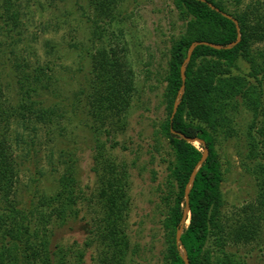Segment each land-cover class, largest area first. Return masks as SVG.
Wrapping results in <instances>:
<instances>
[{
  "label": "trees",
  "instance_id": "1",
  "mask_svg": "<svg viewBox=\"0 0 264 264\" xmlns=\"http://www.w3.org/2000/svg\"><path fill=\"white\" fill-rule=\"evenodd\" d=\"M124 1H80L86 4L92 49L80 69L77 88L64 107L51 99L55 91L51 90L49 64L19 65L6 57L13 73L17 74L19 67L20 71L14 106L8 105L0 90V264H83L88 250L96 253L94 264H128L130 173L107 149V140L126 130L127 113L137 92L126 49L115 42L118 37L114 31L121 23ZM173 1L183 32L169 50L164 91L169 115L161 130L173 155L168 169L175 191L163 222L164 260L167 264H184V249L189 264H249L239 249L264 238V0ZM208 3L237 21L240 42L226 50L208 46L194 49L185 69L183 96L170 120L182 85L180 68L190 45L204 41L225 46L237 38L235 24ZM4 9V20L16 26L19 13L13 11L12 0L5 2ZM10 31L20 35L19 28ZM46 44L54 50L50 43ZM9 55L14 56V51ZM0 63V83L6 84V60ZM240 64L247 66L244 75H240ZM67 114L81 119L94 137L90 171L96 186L86 193L78 179L76 152L70 147H57L63 171L55 181L54 192L41 195L37 204L31 203L24 213L17 185L26 170L27 154L36 152L40 145L15 129L43 126L47 142L52 135L53 143L67 138L62 124ZM245 114L247 122L243 124ZM170 129L202 140L208 149L189 192V224L180 236V247L175 236L185 208L184 189L203 146L187 143ZM214 136L236 140L241 149L238 153L244 157L241 165L256 187L254 199L242 205L234 217L222 213L221 164ZM81 214L83 220L94 215L86 221L89 237L82 246L63 245L57 231L69 221L78 220ZM210 241L215 248L213 255Z\"/></svg>",
  "mask_w": 264,
  "mask_h": 264
},
{
  "label": "rangeland",
  "instance_id": "2",
  "mask_svg": "<svg viewBox=\"0 0 264 264\" xmlns=\"http://www.w3.org/2000/svg\"><path fill=\"white\" fill-rule=\"evenodd\" d=\"M6 1L0 0V61L6 60L5 70L3 67L2 70L4 75L8 74L9 80L5 81L6 84L0 83L3 99L14 106L18 96L20 67L14 74L13 68L7 64L8 56L19 65L28 62L31 66L45 67L49 64L51 90L55 91L54 95L50 94L51 99L64 107L77 88L85 56L92 49L84 12L86 4L81 0H12L13 11L19 13L17 25L13 27L10 21L4 20ZM123 8L121 23L114 31L118 37L115 42L126 49L135 72L137 92L127 113L126 130L108 139L107 149L118 163L129 168L130 173L128 264H167L164 260L166 230L163 222L173 204L175 191L170 184L168 169L173 155L161 129L169 115L164 99L169 50L183 32V27L173 0H125ZM17 28L19 36L15 32L10 34L11 29ZM17 38L20 39L18 42ZM46 42L54 50H50ZM10 51H14V56L9 55ZM240 70V75L246 74L247 66L240 64ZM234 74L239 73L235 71ZM241 121L243 124L247 122V114ZM62 124L67 138L53 143H50L52 135L47 142L43 126H31L24 131L15 129L16 133L22 132L25 139L27 136L40 145L36 152L27 154L26 170L17 185L20 208L24 213L30 209L31 203L37 204L41 195L49 196L54 192L55 181L63 171V165L57 159V147H70L76 152L82 189L89 193L96 186V179L90 171L95 144L93 135L81 119L71 114L65 116ZM214 137L221 164L222 213L234 217L242 205L254 199L256 187L253 178L241 165L244 157L238 153L241 149L236 140ZM194 145L200 148V144ZM82 215L57 231V239L63 245L82 246L89 237L90 228L86 221L94 215L90 214L84 220ZM211 245L210 241L209 251L213 255L215 248ZM239 253L249 264H264V238L241 247ZM95 256L94 250H88L83 264H94Z\"/></svg>",
  "mask_w": 264,
  "mask_h": 264
},
{
  "label": "water",
  "instance_id": "3",
  "mask_svg": "<svg viewBox=\"0 0 264 264\" xmlns=\"http://www.w3.org/2000/svg\"><path fill=\"white\" fill-rule=\"evenodd\" d=\"M197 1H201L203 3H205L206 1L205 0H197ZM208 6L212 9V10H215L216 12L220 13L223 17L231 20L234 24H235V27H236V31H237V38L234 42L230 43V44H227L225 46L223 45H219V44H212V43H208V42H194L190 45L188 51H187V55H186V58L184 59L182 65H181V68H180V75H181V80H182V85L177 93V98H176V101L173 105V109H172V113H171V116H170V120L173 119L176 111H177V107L180 103V100L183 96V93H184V88H185V69H186V66L188 65L190 59H191V56H192V53L194 51V49L198 46H208V47H211L213 49H216V50H220V49H230L234 46H236L239 42H240V32H239V26H238V23L237 21L232 18L229 14L227 13H224L222 11H220L218 8H216L215 6H213L212 4L208 3ZM171 133L176 135L177 137H179L180 139L186 141L187 143H198L200 145L203 146V149H202V155H201V158L200 160L198 161L197 165L195 166V168L193 169L190 177H189V180H188V183L184 189V204H185V208L183 210V213H182V218L179 222V225H178V228H177V231H176V236H175V241H176V245L178 247H180L181 245V242H180V236L183 232V230L185 228H187L188 224H189V192H190V189L193 185V181H194V177L196 175V172L197 170L204 164L207 156H208V149L205 145V143L198 139V138H189V137H186L184 134L182 133H178L172 129H170ZM182 259L184 261V264H189L188 262V259H187V256H186V252L184 249H182Z\"/></svg>",
  "mask_w": 264,
  "mask_h": 264
},
{
  "label": "bare ground",
  "instance_id": "4",
  "mask_svg": "<svg viewBox=\"0 0 264 264\" xmlns=\"http://www.w3.org/2000/svg\"><path fill=\"white\" fill-rule=\"evenodd\" d=\"M195 144H197V143H195Z\"/></svg>",
  "mask_w": 264,
  "mask_h": 264
}]
</instances>
